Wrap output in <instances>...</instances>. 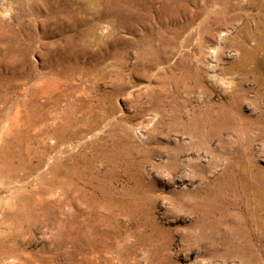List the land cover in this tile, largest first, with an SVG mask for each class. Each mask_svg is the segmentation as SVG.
Segmentation results:
<instances>
[{
	"label": "rangeland",
	"instance_id": "374dc122",
	"mask_svg": "<svg viewBox=\"0 0 264 264\" xmlns=\"http://www.w3.org/2000/svg\"><path fill=\"white\" fill-rule=\"evenodd\" d=\"M263 1L5 0L0 264H264Z\"/></svg>",
	"mask_w": 264,
	"mask_h": 264
},
{
	"label": "bare ground",
	"instance_id": "6f19581e",
	"mask_svg": "<svg viewBox=\"0 0 264 264\" xmlns=\"http://www.w3.org/2000/svg\"><path fill=\"white\" fill-rule=\"evenodd\" d=\"M250 2H251V1H250ZM263 2H264V1H263ZM263 2H262V3H263ZM5 3H6V4H5ZM260 3H261V2H260ZM9 4H10V3L5 2V0H4V1H1V0H0V5H1L0 8H1L2 12H3V11L8 12L7 10H8ZM254 4H255V3H254ZM12 6H13V5H12ZM263 7H264V6H263ZM10 9H11V8H9V10H10ZM254 9H255V8H254ZM0 12H1V11H0ZM5 12H4V13H5ZM260 12H261V11H260ZM257 13H259V11H258ZM261 13H262V12H261ZM259 14H260V13H259ZM22 15H23V14H22ZM257 17H258V15H257ZM259 21H260V20H259ZM261 21H262V20H261ZM247 23H248V22H247ZM260 25H261V23H260ZM246 26H247V25H246ZM241 27H242V25H241ZM247 28H248V27H247ZM258 28H259V27H258ZM262 28H263V27H262ZM88 29H89V28H88ZM245 29H246V28H244V30H245ZM248 29H249V28H248ZM250 29H251V28H250ZM240 30H242V29H240ZM18 31H19V30H18ZM247 32H249V31H247ZM250 32H251V31H250ZM252 32H253V31H252ZM254 33H255V32H254ZM254 33H253V34H254ZM263 33H264V32L262 31V34H263ZM256 34H257V33H256ZM239 35H240V34H239ZM243 35H244V33H243ZM251 35H252V34H251ZM246 36H247V35H246ZM262 38H263V37H262ZM255 39H256V38H255ZM255 39H254V40H255ZM263 39H264V38H263ZM260 40H261V39H260ZM236 41H237V40H236ZM242 41H243V40H242ZM244 41H245V40H244ZM250 41H251V40H250ZM257 41H258V40H257ZM261 41H262V40H261ZM263 41H264V40H263ZM252 42H253V41H252ZM9 43H11V42H9ZM234 43H235V42H234ZM240 43H241V42H240ZM253 43H254V42H253ZM241 44H242V43H241ZM249 44H250V43H249ZM258 44H259V43H258ZM11 45H12V44H11ZM234 45H235V44H234ZM248 46H249V45H248ZM251 46H252V45H251ZM168 48H169V47H168ZM251 48H252V47H251ZM239 49H240V48H239ZM245 49H246V48H245ZM245 49H244V50H245ZM256 49H257V48H256ZM240 50H241V49H240ZM240 50H239V51H240ZM242 50H243V48H242ZM242 50H241V51H242ZM250 50H252V49H250ZM250 50H249V51H250ZM257 50H259V49H257ZM246 51H248V50H246ZM254 51H255V50H254ZM242 52H243V51H242ZM251 52H252V51H251ZM256 53H257V52H256ZM251 54H252V53H251ZM258 54H259V53H258ZM244 55H245V54H244ZM246 55H247V54H246ZM252 55H253V54H252ZM246 57H247V56H246ZM248 58H249V56H248ZM251 58H252V57H251ZM255 58H256V57H255ZM255 58H254V59H255ZM21 59H22V57H21ZM246 59H247V58H246ZM22 60H23V59H22ZM22 60H21V61H22ZM243 60H245V59L243 58ZM251 60H252V62H253V59H251ZM255 60H256V59H255ZM236 61H237V60H236ZM247 61H248V60H247ZM238 62H239V61H238ZM238 62H237V63H238ZM245 62H246V61H245ZM237 63H236V64H237ZM254 63H255V62H254ZM238 64H239V63H238ZM243 64H244V63H243ZM243 64H242V65H243ZM260 65H261V64H260ZM235 66H236V65H235ZM247 67H248V66H247ZM254 67H255V65H254ZM233 69H234V68H233ZM250 71H251V69H250ZM242 73H243V72H242ZM246 73H247V72H246ZM253 73H254V72H253ZM253 73H252V74H253ZM244 74H245V73H244ZM257 74H258V73H257ZM0 75H1V74H0ZM253 75H254V74H253ZM258 75H259V74H258ZM263 76H264V75H263ZM263 76H262V77H263ZM7 77H8V76H7ZM260 77H261V76H260ZM257 79H258V76H257ZM259 80H260V79H259ZM0 83H2V82H0ZM243 91H244V90H243ZM243 94H244V93H243ZM263 94H264V93H263ZM226 102H227V101H226ZM215 113H216V112H215ZM215 119H216V118H215ZM221 120H222V119H221ZM238 124H239V123H238ZM242 133H243V132H242ZM242 133H241V134H242ZM1 162H2V161H1ZM39 162H40V161H39ZM36 166H37V165H36ZM28 167L30 168V166H28ZM37 167H38V166H37ZM55 167H56V166H55ZM35 168H36V167H35ZM47 168H48V167H47ZM53 168H54V167H53ZM32 169H33V168H32ZM15 170H16V169H15ZM15 170H14V172H15ZM50 170H51V169H50ZM53 170H54V169H53ZM54 171H55V170H54ZM19 175H20V174H19ZM21 175H22V174H21ZM14 176H15V175H14ZM23 176H24V175H23ZM23 176H22V177H23ZM16 179H19V178H16ZM21 179H22V178H21ZM47 179H48V178H47ZM55 181H56V180H55ZM76 182H77V181H76ZM38 184H39V183H38ZM51 184H52V183H51ZM43 187H44V186H43ZM72 188H73V187H72ZM22 191H23V190H22ZM46 191H47V190H46ZM43 192H44V191H43ZM209 192H210V191H209ZM20 193H21V192H20ZM38 194H39V193H38ZM28 195H29V194H28ZM41 195H42V194H41ZM32 197H33V196H32ZM219 197H220V196H219ZM29 198H30V196H29ZM30 199H31V198H30ZM35 199H36V198H35ZM25 200H26V199H25ZM31 200H32V199H31ZM33 200H34V199H33ZM40 202H41V201H40ZM46 203H47V202H46ZM82 203H83V202H82ZM30 204H31V203H30ZM45 205H46V204H45ZM42 206H43V204H42ZM43 207H44V206H43ZM31 208H32V207H31ZM46 209H47V208H46ZM29 210H30V209H29ZM25 211H26V210H25ZM45 211H46V210H45ZM31 212H32V211H31ZM34 212H35V210H34ZM15 214H16V213H15ZM15 217H16V216H15ZM15 217H14V218H15ZM12 218H13V217H12Z\"/></svg>",
	"mask_w": 264,
	"mask_h": 264
}]
</instances>
